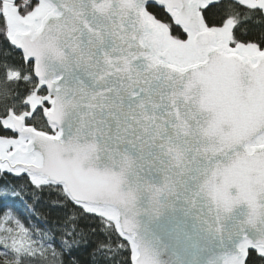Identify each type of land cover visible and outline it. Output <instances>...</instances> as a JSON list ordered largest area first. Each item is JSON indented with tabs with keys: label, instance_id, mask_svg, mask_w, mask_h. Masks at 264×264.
Masks as SVG:
<instances>
[{
	"label": "snow or ice",
	"instance_id": "obj_1",
	"mask_svg": "<svg viewBox=\"0 0 264 264\" xmlns=\"http://www.w3.org/2000/svg\"><path fill=\"white\" fill-rule=\"evenodd\" d=\"M0 264H264V0H0Z\"/></svg>",
	"mask_w": 264,
	"mask_h": 264
},
{
	"label": "trees",
	"instance_id": "obj_2",
	"mask_svg": "<svg viewBox=\"0 0 264 264\" xmlns=\"http://www.w3.org/2000/svg\"><path fill=\"white\" fill-rule=\"evenodd\" d=\"M45 200H47V198H45ZM41 209L44 208L43 205L40 206ZM38 215H39V212H38ZM78 255L84 259H87L88 258V255H87V252H85L84 250H80V252L78 253Z\"/></svg>",
	"mask_w": 264,
	"mask_h": 264
}]
</instances>
